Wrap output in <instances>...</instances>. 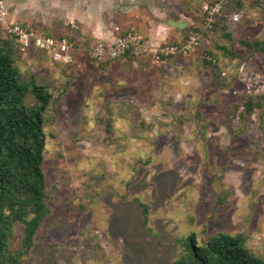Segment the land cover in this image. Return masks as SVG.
Segmentation results:
<instances>
[{
	"label": "rangeland",
	"instance_id": "rangeland-1",
	"mask_svg": "<svg viewBox=\"0 0 264 264\" xmlns=\"http://www.w3.org/2000/svg\"><path fill=\"white\" fill-rule=\"evenodd\" d=\"M34 17L46 22L42 36H72L76 56L64 65L14 47L24 77L58 97L44 129L43 168L58 187L56 208L23 264H168L175 241L190 232L242 234L249 250L264 253V117L261 125L254 114L234 141L229 129H241L232 114L243 96L264 94V58L251 59L240 43L264 38V0L236 22L243 61L223 57L219 47L230 45L214 32L170 65L101 68L89 42L86 50L79 43L75 20L45 11ZM207 51L226 89H217Z\"/></svg>",
	"mask_w": 264,
	"mask_h": 264
},
{
	"label": "trees",
	"instance_id": "trees-1",
	"mask_svg": "<svg viewBox=\"0 0 264 264\" xmlns=\"http://www.w3.org/2000/svg\"><path fill=\"white\" fill-rule=\"evenodd\" d=\"M250 4L237 1L231 12H223L213 30L201 33L202 36L215 32L221 39L228 41L230 48L219 47L223 57L244 60L236 53L235 31L238 24L231 18ZM254 4H260V0ZM62 38L75 44L72 36ZM240 43L250 51L251 59L264 58V38L242 40ZM14 47L23 54L14 38L8 36L5 40L0 39V264L24 263L34 248L40 229L54 213L58 191L56 185L47 183L43 171L46 156L44 129L46 124L54 120L52 109L58 97L54 98L48 87L38 84L34 76L24 77L16 64ZM29 53L44 55L39 51ZM206 55L210 56V60H205V63L212 79L216 81L217 89H226L228 83L222 76L217 56L208 51ZM177 57L166 58V63L170 65ZM123 58L135 56L125 52L114 61ZM106 64H101V68ZM29 96L34 98L31 105L27 103ZM256 113L262 125L264 94H245L241 104L233 107V119L238 121L241 128L237 131L238 128L229 127L233 141L244 134L246 123ZM108 124L111 127V121ZM136 202L139 203L138 200ZM141 207L142 225L146 226L147 209ZM175 244V254L168 264H264V253L249 250L242 234L218 232L200 239L197 234L190 232L177 239Z\"/></svg>",
	"mask_w": 264,
	"mask_h": 264
},
{
	"label": "crops",
	"instance_id": "crops-1",
	"mask_svg": "<svg viewBox=\"0 0 264 264\" xmlns=\"http://www.w3.org/2000/svg\"><path fill=\"white\" fill-rule=\"evenodd\" d=\"M7 1L9 14L12 15L13 11L14 15L11 21L17 24L19 22L35 32H38L37 29L47 26L44 19L39 21L34 17L43 14L44 11L48 14L58 13L70 22L75 20L80 29L79 43L84 46V50L89 47L87 51L94 50L99 45H111L120 35L128 31H134L150 39L154 46L178 44L190 34L203 32V15L199 12V8H195L199 4L198 0ZM202 1L200 0V2ZM194 8L197 13L194 12ZM169 20L183 22L186 26L183 29L172 27L167 24ZM50 37L59 39L61 36ZM88 42L90 45L87 47ZM75 56L74 51V59ZM84 56L86 57V54ZM112 62H107L104 68H108ZM116 62L130 67L137 64L143 65L147 62L154 64L150 57L123 58Z\"/></svg>",
	"mask_w": 264,
	"mask_h": 264
},
{
	"label": "built area",
	"instance_id": "built-area-1",
	"mask_svg": "<svg viewBox=\"0 0 264 264\" xmlns=\"http://www.w3.org/2000/svg\"><path fill=\"white\" fill-rule=\"evenodd\" d=\"M239 0H203L200 4V12L203 15V32L213 30L217 20L223 12L232 7ZM251 4L258 0H241ZM241 11L232 15V21L238 22ZM0 29L5 37L15 39L20 52L24 55L39 51L53 62L70 64L73 62L74 46L66 38L55 39L42 36L38 32L29 30L20 24L9 21V12L5 0H0ZM201 33L190 34L183 42L154 46L150 39L141 36L134 31H128L120 35L113 44L99 45L91 53L90 57L96 64H104L114 61L125 52H130L135 58L150 57L154 64L160 65L171 56L187 55L200 45Z\"/></svg>",
	"mask_w": 264,
	"mask_h": 264
},
{
	"label": "water",
	"instance_id": "water-1",
	"mask_svg": "<svg viewBox=\"0 0 264 264\" xmlns=\"http://www.w3.org/2000/svg\"><path fill=\"white\" fill-rule=\"evenodd\" d=\"M167 24L170 25V26H172V27L179 28V29H183L186 26V24L183 23V22H178V21H173V20H169L167 22Z\"/></svg>",
	"mask_w": 264,
	"mask_h": 264
}]
</instances>
